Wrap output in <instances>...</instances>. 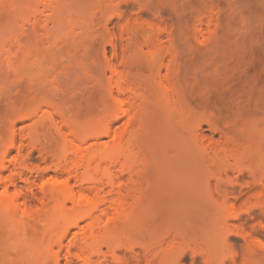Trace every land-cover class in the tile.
I'll list each match as a JSON object with an SVG mask.
<instances>
[{
  "label": "rangeland",
  "instance_id": "obj_1",
  "mask_svg": "<svg viewBox=\"0 0 264 264\" xmlns=\"http://www.w3.org/2000/svg\"><path fill=\"white\" fill-rule=\"evenodd\" d=\"M116 150L113 164L75 173L81 156ZM0 174V264L234 259L225 239L242 240L229 226L243 205L208 195L238 186L264 202V0H0ZM56 179L103 204L100 225L70 227L79 214L50 196ZM90 224L103 254L81 248ZM253 224V264H264ZM113 247L127 255L114 260Z\"/></svg>",
  "mask_w": 264,
  "mask_h": 264
},
{
  "label": "bare ground",
  "instance_id": "obj_2",
  "mask_svg": "<svg viewBox=\"0 0 264 264\" xmlns=\"http://www.w3.org/2000/svg\"><path fill=\"white\" fill-rule=\"evenodd\" d=\"M130 7V6H129ZM133 8V7H132ZM132 8H128L127 7V9L126 8H124L125 9V11H124V13L125 12H127V10H130V9H132ZM123 9V8H122ZM126 14V13H125ZM159 36H153V38H151L152 39V43L151 44H153V41H158L159 40V38H158ZM156 39V40H155ZM158 39V40H157ZM150 44V45H151ZM149 44H147V46H148ZM113 47L116 49V50H123V47L122 46H120L119 44H117V43H113ZM122 47V48H121ZM161 47V46H160ZM160 49V48H159ZM162 49H163V47H162ZM119 81H120V79H119ZM123 81V80H122ZM119 83H121V82H119ZM118 84V83H117ZM118 88H119V92H120V94L122 95H124L125 93H127V92H130V91H132L131 89H128V88H125L124 87V85L122 86L121 84H118V86H117ZM125 96V95H124ZM121 97V96H120ZM119 97V98H120ZM117 99V102H118V104H120V105H122L123 106V108H124V106H126L127 105V103L128 102H126L125 103V101L124 100H121V98L120 99ZM124 110V109H123ZM127 111V110H126ZM128 112V111H127ZM126 113V112H125ZM124 113V114H125ZM123 114V113H122ZM55 119V118H54ZM61 129V128H60ZM62 130V129H61ZM73 134V133H72ZM69 136V135H68ZM76 137H77V135H75ZM71 137H72V135H71ZM74 137V136H73ZM66 139V138H65ZM64 139V140H65ZM67 140H68V138H67ZM70 140V141H69ZM68 141L71 143L70 145H72V151H73V154H75L76 156L78 155V154H80V153H82L81 151H82V149H81V145H79V144H77L76 142L79 140V139H69ZM14 141H16L15 139H13L11 142H10V148H13L16 144L14 143ZM65 143H66V141H65ZM67 145H69V144H67ZM82 155V154H81ZM80 156V155H79ZM28 157V159L26 160V162H31V164L35 161L36 162V157L34 156V153L32 154L31 153V155L29 156H27ZM117 157H119V154H118V150H116V152H115V154H109V153H103V154H101V155H96V154H91V155H89V156H87L86 157V155L85 156H81L80 157V159L78 158V160H74L76 163H75V167L73 168V166H72V168L73 169H75V173L76 172H78L79 171V169L80 168H82L83 170L85 169V170H87V169H89L92 165H94V163L96 164V167L94 168V169H96V170H100L101 169V167H103V165H106V164H113L114 162H116V160H117ZM34 162V163H35ZM30 164V163H29ZM74 164V163H73ZM71 168V167H70ZM70 168H68V169H70ZM58 168L56 167V170H57ZM67 169V170H68ZM102 174H105L106 176V178L108 177L107 175H108V167L107 168H104V169H102ZM69 172V171H68ZM72 172V171H71ZM70 173V172H69ZM74 173V172H73ZM1 175V174H0ZM72 175V174H71ZM247 175V174H246ZM246 175H242L241 176V181L244 183V184H248L249 183V181H247L248 180V177L246 176ZM113 176V175H112ZM112 176L109 174V180L111 181H114L115 180V178H113L112 179ZM239 176V175H238ZM1 177V176H0ZM71 178V177H70ZM107 178V179H108ZM60 180V179H59ZM58 179H56V180H54V182H56L57 184H55V186H53V188H54V190H53V188H52V190L53 191H50V196H52V197H54V198H61V200H62V206H63V208L66 206L67 207V205H68V203H72V205L74 206L73 207V209H75L76 210V212L79 214L78 215V220H76V221H74V222H71L70 223V227H72L73 228V226H75V228H76V226L78 227L79 226V223H81V221L83 222L84 220H88V219H93L94 220V223H96L97 225H100L101 224V220L102 219H100L102 216V214H97V213H99L102 209H101V205H103V204H101L100 205V203H96V204H94V202L93 203H89L88 202V200H84V199H86L87 198V196H86V198H85V195H82L81 197L79 196H77V194L78 193H76V191H75V188H73V186H71V183H70V180L69 179H66V180H60L59 181ZM100 181H102V180H100ZM108 181V180H107ZM109 181V182H110ZM111 181V182H112ZM53 182V183H54ZM108 182V183H109ZM240 184V183H239ZM242 184V183H241ZM113 185V184H112ZM8 188V187H7ZM9 192L8 191H6L5 190V192H4V195L7 197V196H9V194H8ZM245 189L243 188H240V187H238V186H229V187H211L210 188V190H209V198H210V200H211V202L212 203H214L215 205L217 204V206H219V207H222V208H226V209H228V208H230L231 209V207L235 210V207L236 206H234V205H237L238 203L239 204H242L243 205V207H240V209H238V208H236L237 210H235V211H237V213L239 214H236V212H234L237 216H239L238 218H236L237 220H236V222L234 223V224H232V226L230 225L231 223L230 222H227L230 226V228L232 229H235L236 230V232H238V234L239 235H242V240H240V239H238V238H229V237H227L225 240H226V246L227 247H229L230 249V253H231V255L232 256H235L236 258L237 257H241V256H247V259H244L245 257H241V259L239 260V259H236L237 260V263L236 264H240L241 262V260L243 259V261L244 260H246V261H248L250 264H253V261H254V263H256L255 261H257L256 259L258 258L257 256L259 255V251L257 252L256 250H255V248L256 247H254V245L255 244H253V247L250 245V242H251V244L254 242V240H256V238L259 236V234H258V232L257 231H255L256 229H255V226H260V225H254L253 223H260L262 226L264 225V202H258V203H252V204H250L249 202L247 203L245 200H243V198H246V197H244L245 196ZM55 195H57V196H55ZM60 195V196H59ZM49 197V196H48ZM21 198V195L20 194H18V193H15V195L14 196H12V197H8V201H7V203H9V204H7L10 208H14L15 210H18V209H20V207H19V199ZM63 198V199H62ZM52 199V198H51ZM7 200V199H6ZM242 200V201H241ZM241 201V202H240ZM244 201V202H243ZM243 202V203H242ZM102 203V202H101ZM117 203L118 202H115V204L117 205ZM197 203H199V204H202L203 202L202 201H198ZM247 205H246V204ZM119 204L120 205H122V202L120 203H118V205L117 206H115V208H117L116 209V211L118 212V210L120 209L121 210V207L119 206ZM249 204V205H248ZM211 204H209V206H210ZM244 205H245V207H244ZM225 206V207H224ZM65 207V208H66ZM119 207V208H118ZM211 207H213V206H211ZM244 208V209H243ZM241 209H242V211H241ZM229 210V209H228ZM238 210H239V212H238ZM240 211H241V214H240ZM36 213H39V212H37L36 211ZM35 213V214H36ZM103 213V212H102ZM105 213V212H104ZM233 213V214H234ZM31 214V213H30ZM32 215V214H31ZM30 215V216H31ZM34 215V214H33ZM32 215V217H34ZM100 215V217H98V216ZM36 216V215H35ZM105 216V215H104ZM232 221H234V220H232ZM103 222V221H102ZM96 224H93L92 223V225H95V227H96ZM109 224V223H108ZM108 224H106V225H108ZM252 224H253V226H254V228H253V226H252ZM91 225V224H90ZM92 225L90 226V228L89 229H91L92 228ZM106 225H104L105 226V230H107L108 228H109V226L106 228ZM249 226H251V228L252 229H250V227ZM264 227V226H263ZM72 228H70V229H72ZM79 228V227H78ZM102 228V227H101ZM104 228V227H103ZM102 228V229H103ZM68 230H66L65 231V233L61 236V237H59L58 238V240H57V242H56V244H58L59 246L60 245H62V242H63V239H65V236L69 233V231H71L70 229H69V227L67 228ZM93 229H94V227H93ZM93 229H91L90 230V233L88 234L87 232L85 233L86 235H85V237L83 238V241L81 242L82 244H80L81 245V248L85 251V250H87L88 251V249H89V247L90 248H92L91 249V253H93V255H96V253H97V255H99V254H101V252H102V250L100 251V249H98L97 248V244L99 243V241H100V237L98 236V234L93 230ZM96 229V228H95ZM101 229V230H102ZM100 231V230H99ZM103 231V230H102ZM106 232V231H105ZM82 238V237H81ZM79 240H81V239H79ZM78 245H79V243H78ZM79 245V246H80ZM78 246V247H79ZM61 247V246H60ZM115 250V252H116V254H115V256H116V258H114V260H117V258H121V256L123 255H125L122 251V253L120 254L119 253V256H118V252L120 251L119 249H117V247H113ZM95 249V250H94ZM97 249V250H96ZM109 249H110V247H109ZM84 251H83V253H84ZM97 251V252H96ZM89 252V251H88ZM96 252V253H95ZM114 252V253H115ZM90 253V252H89ZM113 253V254H114ZM257 253H258V255H257ZM86 254V253H85ZM85 254H83L84 256H85ZM102 254H103V252H102ZM185 254H186V256H187V253L185 252ZM185 254H183V259H184V257H185ZM83 255L81 256V257H83ZM127 255V254H126ZM125 255V256H126ZM113 256V255H112ZM80 257V258H81ZM136 257H137V259H138V262L139 261H141V260H143L144 261V259L146 258V255H144L143 256V253L142 252H137L136 253ZM145 257V258H144ZM181 257V256H180ZM235 257H234V259H233V257L232 258H230L229 259V261H227V262H225V260H224V262L223 261H221L222 262V264H233L234 262H235ZM92 258V257H91ZM107 257H105V259L103 260V263H101V264H111V263H113L112 261H110L109 262V260L108 259H106ZM128 258H130V257H128ZM195 258H196V260H195ZM194 258V260L192 261V263H194V264H200V262H201V264H218L215 260H213V259H211L212 261H215V263L214 262H212V261H209L208 260V258H207V260H206V258H203L204 260H206V261H204L202 258H200L199 259V257L197 258V257H195ZM82 259V258H81ZM84 259V261L86 262V264H91V260H90V257H89V259H88V257L86 258H83ZM88 259V260H87ZM179 259H181L182 261H183V259H182V257L181 258H179ZM198 259V260H197ZM210 259V258H209ZM119 260V259H118ZM200 260V261H199ZM228 260V259H227ZM233 260H234V262H233ZM238 260H239V262L240 263H238ZM129 262H130V260H128ZM136 262H137V260H136ZM203 262V263H202ZM209 262V263H208ZM211 262V263H210ZM218 262H220V261H218ZM248 262H247V264H248ZM121 263H122V261H121ZM131 263V262H130ZM141 263H142V261H141ZM140 263V264H141ZM182 263V262H181ZM57 264H60L59 262L57 263ZM93 264V263H92ZM114 264V263H113ZM139 264V263H138ZM180 264V263H179ZM219 264H221V263H219ZM243 264V263H242ZM245 264H246V262H245Z\"/></svg>",
  "mask_w": 264,
  "mask_h": 264
}]
</instances>
